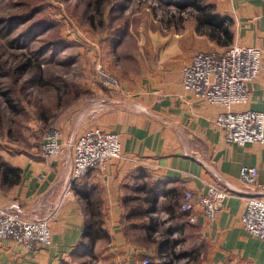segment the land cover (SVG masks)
<instances>
[{
  "label": "crops",
  "instance_id": "obj_1",
  "mask_svg": "<svg viewBox=\"0 0 264 264\" xmlns=\"http://www.w3.org/2000/svg\"><path fill=\"white\" fill-rule=\"evenodd\" d=\"M206 3L215 14L232 21L233 42L229 47L264 51V0ZM188 18L179 27L154 23L153 27L141 25L125 33L134 40L132 47L124 40L112 48L118 57L113 71L120 87L99 90L101 100L91 110H76L74 116L61 119L62 150L56 159H44L34 149L1 156L11 168L19 170L20 181L10 187L0 183V210L16 204L27 219L49 216L52 246L29 254L10 241L0 242V264H60L78 251L88 210L72 187L100 205L103 229L109 239L98 240L94 248H105L108 260L140 264L154 253L160 260L156 243H149L142 230L149 219L140 218L142 222H138L131 218V225H126L130 207L124 204V198L133 193L141 199V195H134L132 185L143 181L160 183V191L168 195L159 199V206L171 201L175 213L185 193L197 196L211 184L226 187L230 194L214 222L199 217L198 223L191 225L182 215L181 231L195 234L200 264H264V243L252 239L240 225L248 190L239 181L242 165L256 168L257 182L262 186L259 197L264 200V146L231 145L214 125L221 108L196 102L181 88V70L193 54L228 48H219L197 33L196 22ZM248 86L246 108L264 117V65L259 77ZM95 129L119 134L124 159L112 160L103 171H91L71 183L69 137L77 138ZM133 203L129 202L135 209ZM139 230L141 233H137ZM134 233L149 246L140 248Z\"/></svg>",
  "mask_w": 264,
  "mask_h": 264
},
{
  "label": "rangeland",
  "instance_id": "obj_2",
  "mask_svg": "<svg viewBox=\"0 0 264 264\" xmlns=\"http://www.w3.org/2000/svg\"><path fill=\"white\" fill-rule=\"evenodd\" d=\"M188 1L0 0V158L39 151L47 131L56 128L62 133L64 116L69 119L76 110L88 111L97 105L98 91H106L97 64L119 83L113 71L118 57L112 48L124 40L132 47L134 40L125 33L141 25L181 26L189 19L190 8L182 9ZM7 100L13 101L15 110L7 106ZM143 205L133 203L136 211L143 212ZM162 207L152 216L154 239L169 243L160 260L155 253L150 255V264H200L195 234H183L182 216L172 221ZM179 213L183 214L180 209ZM137 237L140 248L149 246ZM175 241L177 246L172 244ZM104 250L97 246L90 257L75 251L60 264H111ZM183 253L188 256L178 258Z\"/></svg>",
  "mask_w": 264,
  "mask_h": 264
},
{
  "label": "built area",
  "instance_id": "obj_3",
  "mask_svg": "<svg viewBox=\"0 0 264 264\" xmlns=\"http://www.w3.org/2000/svg\"><path fill=\"white\" fill-rule=\"evenodd\" d=\"M263 65L264 51L261 49L231 46L221 52L195 53L181 70V88L191 93L196 102L221 108L214 118V125L225 133L231 145L238 148L256 144L264 146L263 114L246 108L250 96L248 85L259 77ZM97 74L105 88L120 87L115 79L106 76L100 64H97ZM60 137L56 128L47 131L40 146V156L56 159L62 150ZM69 140L73 156L68 171L71 183L78 182L91 171H103L112 160L124 159L117 133L95 129ZM257 177L256 168L241 166L239 181L248 192L240 225L252 239L264 243V200L259 197L258 190L262 186ZM229 194L226 187L211 184L205 193L197 196L185 193L179 209L191 225L198 223L199 217L214 222ZM49 221V216L27 219L23 209L13 204L0 210V242L15 243L29 254L45 250L52 246ZM111 264L120 263L113 261ZM140 264H150L149 258Z\"/></svg>",
  "mask_w": 264,
  "mask_h": 264
},
{
  "label": "trees",
  "instance_id": "obj_4",
  "mask_svg": "<svg viewBox=\"0 0 264 264\" xmlns=\"http://www.w3.org/2000/svg\"><path fill=\"white\" fill-rule=\"evenodd\" d=\"M187 4V3H186ZM180 6V4H176ZM181 7V6H180ZM190 8V12L188 17H191L194 22L197 24V33H200L203 36L209 38L212 42H214L219 48L229 47L232 42V33L230 28L232 26V21L227 17L219 16L214 13V8L211 5L206 3V0H190L188 4L182 7L183 10H188ZM13 101L7 100V106L9 108H13ZM15 110V109H14ZM46 116V115H45ZM44 117V116H43ZM20 181L19 170L16 168H11L7 163H5L0 158V183L2 186H13V184H17ZM135 196L132 194L127 195L124 198V204L129 206L128 212L126 214L125 220H130L131 218H144L147 217L149 219V224L145 226L142 230L144 232V236H146V240L149 243H156L157 252H159V256H161L165 250V247L168 245L167 240L155 241L153 240L155 235L154 228L156 227L155 220L152 218L155 214H157L159 209V199L163 196L168 195V192L160 191V183L155 182L152 183L150 181H143L140 183H134L132 185ZM73 192L76 196H79L86 205L87 208V222L82 231V243H80L78 247V251H85L86 255L90 257L94 251V247L98 240H107L109 239L107 232L103 229L102 217L100 216V205L97 203L90 202L88 196L84 193L79 192V190L74 189L72 187ZM170 193V192H169ZM142 202L146 205V209L142 211H136V208H131L129 202ZM173 203L169 201V203L165 204L162 209L167 212L168 217L172 221H176L177 217H181L183 214L175 213L171 208ZM185 216V215H184ZM131 221H128L126 225L128 226ZM171 232V229L167 230V234ZM174 246H177L178 241L173 242ZM188 255L183 253L178 255V258H186ZM177 258V256H175ZM177 258V259H178ZM66 264V263H65ZM162 264H170V263H162Z\"/></svg>",
  "mask_w": 264,
  "mask_h": 264
}]
</instances>
